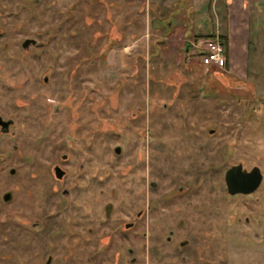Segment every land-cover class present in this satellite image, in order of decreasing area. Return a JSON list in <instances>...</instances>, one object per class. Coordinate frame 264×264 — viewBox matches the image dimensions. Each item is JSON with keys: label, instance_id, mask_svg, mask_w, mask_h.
I'll list each match as a JSON object with an SVG mask.
<instances>
[{"label": "rangeland", "instance_id": "rangeland-1", "mask_svg": "<svg viewBox=\"0 0 264 264\" xmlns=\"http://www.w3.org/2000/svg\"><path fill=\"white\" fill-rule=\"evenodd\" d=\"M168 1L175 3L174 9L167 6ZM222 1L216 0V5ZM211 2L42 0L37 14L26 10L24 17L9 21V50L18 51L20 36L13 31L20 20H26V34L34 33L31 29L45 33L60 21L74 34L56 42L41 35V46L33 47L22 63L0 57V101L35 104L30 109H16L19 123L27 125L22 128V137L25 151L31 155L35 153L31 139L45 120L49 133L58 140L70 131L73 147L68 150L74 161L85 152L80 147L92 140L93 153L104 151L101 160L95 154L85 161L88 165L113 162L104 170L105 184L93 178L96 169L80 171L69 165L72 177L67 185L91 201L98 198L97 209L103 202H112L117 211L120 198L129 197V186L140 195L148 192L146 180H150L157 214L162 210L187 211L193 203L198 210V203L207 199L204 207L209 206L219 225L228 221L227 214L241 219L231 225L235 230L232 238L245 245L241 249L235 246L238 254L231 252L229 262L264 264V188L260 199L230 198L224 183L225 171L235 164L242 163L246 169L257 165L264 170V24L260 21L258 25L263 30L261 46L256 32L248 51L237 48L241 57L230 59L225 53L227 66H205L194 44L213 35ZM183 4L188 8L180 11ZM222 11L217 13L223 15ZM88 42L97 57L84 52ZM45 75L50 76L47 83ZM57 105L60 113L55 112ZM116 146H121L120 156L114 152ZM138 155L149 158L150 165ZM36 168L21 167L13 181L6 180L5 170L0 169L1 190L14 182L19 185L14 194L20 205L15 209H35L41 182L35 178ZM194 177L201 186L195 193L184 187ZM190 186L196 187L194 183ZM180 187L184 190L178 193ZM28 193H35V197H28ZM167 193L175 197L163 205L159 201ZM77 209L93 210L96 206L92 202L89 208H72L74 213ZM254 216L262 223H256ZM241 231L251 232V236L259 231V239L249 244Z\"/></svg>", "mask_w": 264, "mask_h": 264}, {"label": "flooded vegetation", "instance_id": "flooded-vegetation-1", "mask_svg": "<svg viewBox=\"0 0 264 264\" xmlns=\"http://www.w3.org/2000/svg\"><path fill=\"white\" fill-rule=\"evenodd\" d=\"M6 1L8 0H0V57H8L22 63L33 47L41 46L38 39L41 35L54 42L59 39L68 40L73 36V31L64 26L62 21L57 22L45 33L39 29H31L34 33L26 34V20H20L13 31L20 36L18 51L9 50V21L24 17L26 10H33L37 14V6L42 0H16L14 6ZM66 15L70 13L67 12ZM92 47L93 44L86 43L84 52L88 57H97L98 54ZM49 79L50 76L45 75L46 83ZM24 102L0 101V169L5 170L6 180L13 181L19 175L18 170L21 167L35 166L39 170L35 178L41 182L37 187V203L33 210L15 209L20 205L14 194L19 189L17 182L12 183V187L6 190L0 189V264H219L220 261V264H231V252L238 254L235 246L239 249L244 247L245 244L242 246L235 243L232 238L235 230L231 225L241 219L236 215L227 214L229 219L225 221L226 224L219 225L220 223L212 218L209 206L204 207L207 199L198 203V210L194 209L193 203L187 211L162 210L161 214H157L154 208L158 207V202L154 201L150 192L154 185L150 180H146L147 193L144 191L138 195L133 192L134 187L129 186L126 193L129 197L126 200L120 198V208L117 211L112 209V202H103L100 209H97L98 198L91 201L86 196L76 194L73 188L67 185L72 177L69 165H76L80 171L96 169L93 178L97 183L105 184L104 170L111 168L113 162L107 164L98 161L94 165H88L85 160L91 156L97 154L98 160L104 157L103 150L96 153L91 150L93 140L80 147L86 153L84 152L77 162L74 161L71 151L68 150L73 147L70 131H66L67 134L58 140V136L49 133L46 120L38 124L41 131L31 139L35 153H27L24 148L25 136L22 137V132L25 131L23 129L27 125L20 124L16 116L22 107L30 109L35 104ZM79 102L77 101V105ZM61 111L60 106H55L56 113ZM90 133L94 135L96 132L92 130ZM114 152L120 156L121 146H116ZM138 159L150 165L149 158L141 156ZM234 166H241L245 173L259 170L261 180L254 190L248 193L229 192L226 174ZM149 172L146 173L147 176ZM46 177L48 179H45ZM192 183L196 185L195 188L190 186ZM224 183L226 195L230 198L260 199L264 188V170L257 165L246 169L242 163L235 164L225 171ZM184 187L195 193L201 186L198 178L194 177ZM184 187H180L178 193H181ZM28 197H35V193H28ZM174 197L173 193H167L161 196L159 202L166 205L171 203ZM219 201L224 200L220 197ZM90 202H94L96 209H83L89 208ZM74 207L83 210L77 209L74 213ZM253 219L258 224L262 223L259 217L254 216ZM219 229L221 232H218ZM240 233L245 235L244 240L252 245L260 235L259 231H255L252 236L248 231Z\"/></svg>", "mask_w": 264, "mask_h": 264}, {"label": "crops", "instance_id": "crops-1", "mask_svg": "<svg viewBox=\"0 0 264 264\" xmlns=\"http://www.w3.org/2000/svg\"><path fill=\"white\" fill-rule=\"evenodd\" d=\"M174 4L173 1H170L167 6L170 8ZM209 7H211V34L220 38L223 31L226 32L224 35L228 38V56L230 59L236 60L242 56V52L248 51L251 47L250 42L252 36H255L256 32L259 34L258 42L260 43L259 46H261L260 32L264 28L262 30L258 25L260 21L264 24V0H223L220 6L216 5V0H212L211 6L209 4ZM187 8L188 6L183 4L180 11L187 10ZM222 8L223 15H219L217 10L220 12ZM222 16L224 20H221L223 19ZM215 17L217 20H215ZM237 48H241L242 52ZM261 52L264 55V40L262 42ZM262 89H264V86H262Z\"/></svg>", "mask_w": 264, "mask_h": 264}, {"label": "built area", "instance_id": "built-area-1", "mask_svg": "<svg viewBox=\"0 0 264 264\" xmlns=\"http://www.w3.org/2000/svg\"><path fill=\"white\" fill-rule=\"evenodd\" d=\"M200 60L205 66L225 67V45L219 37L200 38L196 44Z\"/></svg>", "mask_w": 264, "mask_h": 264}, {"label": "water", "instance_id": "water-1", "mask_svg": "<svg viewBox=\"0 0 264 264\" xmlns=\"http://www.w3.org/2000/svg\"><path fill=\"white\" fill-rule=\"evenodd\" d=\"M226 179L230 193H248L257 187L261 180V174L258 169H254L251 173H245L241 170V166H234L227 172Z\"/></svg>", "mask_w": 264, "mask_h": 264}, {"label": "trees", "instance_id": "trees-1", "mask_svg": "<svg viewBox=\"0 0 264 264\" xmlns=\"http://www.w3.org/2000/svg\"><path fill=\"white\" fill-rule=\"evenodd\" d=\"M172 24V23H171ZM209 37H215V35H210ZM220 39L223 41V44L225 45V53H228V38L226 36H220ZM189 49V46L187 47ZM228 58L226 57V62H225V66H227L228 64Z\"/></svg>", "mask_w": 264, "mask_h": 264}]
</instances>
